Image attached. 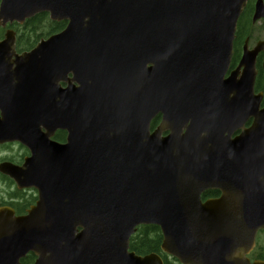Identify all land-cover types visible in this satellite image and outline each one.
Listing matches in <instances>:
<instances>
[{
	"label": "water",
	"instance_id": "water-1",
	"mask_svg": "<svg viewBox=\"0 0 264 264\" xmlns=\"http://www.w3.org/2000/svg\"><path fill=\"white\" fill-rule=\"evenodd\" d=\"M248 1L0 0L4 28L67 21L30 51L0 38V144L31 153L0 173L39 195L25 216L0 208V264H164L130 250L143 224L181 264H264L247 258L264 229V40L231 69Z\"/></svg>",
	"mask_w": 264,
	"mask_h": 264
},
{
	"label": "trees",
	"instance_id": "trees-1",
	"mask_svg": "<svg viewBox=\"0 0 264 264\" xmlns=\"http://www.w3.org/2000/svg\"><path fill=\"white\" fill-rule=\"evenodd\" d=\"M255 0H249L242 16L239 19L236 39L234 41V55L232 65H236L240 59L242 45L247 37L253 38L254 33L260 36L261 29L258 23L252 21ZM66 26L65 21H52L48 13H39L28 19L24 25L14 24L11 27L17 31V50L19 52L29 51L42 39L55 34ZM5 29L0 27V37L3 36ZM260 68V67H259ZM261 72V70H260ZM257 90H264V79L258 77ZM157 122V121H156ZM154 122V125L156 124ZM59 137V136H58ZM34 196L29 197L28 202L33 203ZM162 233L158 226L142 225L131 237L130 249L138 254H148L156 252L162 255L165 264H179L176 259L169 258L161 250Z\"/></svg>",
	"mask_w": 264,
	"mask_h": 264
},
{
	"label": "flooded vegetation",
	"instance_id": "flooded-vegetation-1",
	"mask_svg": "<svg viewBox=\"0 0 264 264\" xmlns=\"http://www.w3.org/2000/svg\"><path fill=\"white\" fill-rule=\"evenodd\" d=\"M263 58H264V54L261 53L258 58V68H259V61H261L262 63ZM259 76H262V78L264 79L263 73L259 72L258 77ZM154 122H156L155 125ZM159 122H160V118L157 117L152 123L153 128H155ZM238 134L239 132H236L232 138L236 137ZM66 138H67V132L64 130L57 131L56 135L53 137L54 140L62 143L66 142ZM3 147H8L7 149L8 152L3 156L2 161H12L15 164H22L24 158L30 154L29 149L18 142L6 143L0 146V148ZM220 195H221L220 190L207 189L206 191L203 192L202 198L203 201H206L210 198H217ZM31 196L35 197L33 203L28 202L29 197ZM37 200H38V194L34 189H18V187L16 186L15 182H13L12 179L0 173V207L3 206L11 207L12 209H14L15 214L17 216H22L27 213V210L29 208H31L34 204H36ZM253 254L257 258H253ZM253 254L251 256L252 260L264 259V252L262 251L256 250L253 252ZM19 261L21 264H33L36 261V256L33 253H27L23 257H21Z\"/></svg>",
	"mask_w": 264,
	"mask_h": 264
},
{
	"label": "rangeland",
	"instance_id": "rangeland-1",
	"mask_svg": "<svg viewBox=\"0 0 264 264\" xmlns=\"http://www.w3.org/2000/svg\"><path fill=\"white\" fill-rule=\"evenodd\" d=\"M258 24L260 25V27H263V28L261 29V33H260L259 37H258V34L254 33V36L251 39V45L252 46L257 42L258 39L264 38V20H261ZM7 149H8V147L0 148V161H2L3 156L8 152ZM259 236H260V241L262 243H264V234L260 233Z\"/></svg>",
	"mask_w": 264,
	"mask_h": 264
}]
</instances>
